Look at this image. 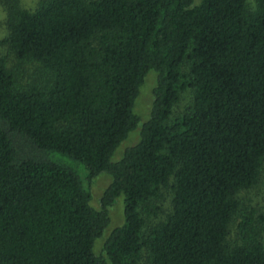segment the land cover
<instances>
[{
	"label": "trees",
	"instance_id": "obj_1",
	"mask_svg": "<svg viewBox=\"0 0 264 264\" xmlns=\"http://www.w3.org/2000/svg\"><path fill=\"white\" fill-rule=\"evenodd\" d=\"M2 1L18 64L0 57V264H264V215L239 199L264 170V0ZM151 71L141 141L114 163Z\"/></svg>",
	"mask_w": 264,
	"mask_h": 264
},
{
	"label": "rangeland",
	"instance_id": "obj_2",
	"mask_svg": "<svg viewBox=\"0 0 264 264\" xmlns=\"http://www.w3.org/2000/svg\"><path fill=\"white\" fill-rule=\"evenodd\" d=\"M42 0H20V6L23 9L34 10L37 8L39 3ZM249 5L254 8L256 6V0H248ZM9 36L8 29V9L0 0V57L5 58L7 61V65L11 70L17 68V61L14 58V55L10 52L8 46L5 44V40ZM38 69L36 64H25L17 70V75L22 82V84L26 85L29 83L35 76V71ZM157 73L155 71H151L146 78V81L140 91V95L136 101V105L134 107V113L140 118L139 126L136 130L132 131L128 138L120 145L115 154L112 157V162L120 161L126 151L134 146H136L141 141V131L145 122H147L151 115V110L153 106L154 100V89L157 85ZM191 93H185L179 107L177 108V113L182 112L187 105L191 103ZM81 170V174L83 179L85 178V172H82V166H79ZM86 182V181H85ZM113 182V178L111 175L107 173H103L99 175L94 181L91 183L90 187L87 185L88 189L91 192L92 200L91 205L95 209H100V199L102 198L106 189ZM170 192H165V199L163 200V211H168L170 208ZM239 199L244 204L245 208L255 209L257 214L264 215V170L263 175L260 179L259 184L247 191H243L239 195ZM162 214H160V217ZM110 218L111 222L109 227L105 230L103 236L96 241L94 252L96 255H103V246L111 232L125 223V201L124 197L121 196L118 198L116 204L110 208ZM239 220H236L232 225L231 237L230 239L233 241H237V225Z\"/></svg>",
	"mask_w": 264,
	"mask_h": 264
}]
</instances>
